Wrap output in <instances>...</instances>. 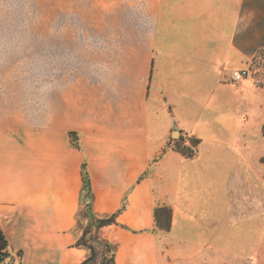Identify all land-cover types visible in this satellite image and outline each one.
Here are the masks:
<instances>
[{"label":"crops","instance_id":"obj_1","mask_svg":"<svg viewBox=\"0 0 264 264\" xmlns=\"http://www.w3.org/2000/svg\"><path fill=\"white\" fill-rule=\"evenodd\" d=\"M115 14L107 39L61 46L40 110L0 95L6 264L86 258L75 245L83 163L93 210L118 212L99 231L117 264H169L171 247L210 245L215 222L243 229L264 87L230 73L264 45V0H117ZM179 135L198 139L192 155L173 147Z\"/></svg>","mask_w":264,"mask_h":264},{"label":"rangeland","instance_id":"obj_2","mask_svg":"<svg viewBox=\"0 0 264 264\" xmlns=\"http://www.w3.org/2000/svg\"><path fill=\"white\" fill-rule=\"evenodd\" d=\"M116 5L117 0H0L1 97L6 96L4 99H9L15 109H22L35 98V109L40 110L45 71L58 68L61 46H91L98 37L107 39L117 24ZM262 132L264 135V127ZM189 138L179 135L173 146H189ZM261 144L258 164L251 166L248 176L245 174L244 191L249 198L245 197L243 229L239 222L238 227L234 223L228 229L215 222L210 245L171 247L169 264H264Z\"/></svg>","mask_w":264,"mask_h":264},{"label":"trees","instance_id":"obj_3","mask_svg":"<svg viewBox=\"0 0 264 264\" xmlns=\"http://www.w3.org/2000/svg\"><path fill=\"white\" fill-rule=\"evenodd\" d=\"M181 138H178L179 140ZM189 146L174 145L175 150L183 155L190 156L198 139L189 138ZM82 190L79 198V206L75 214V229L80 232L75 245L87 251L86 258L79 264H117L115 261L116 244L99 236L102 227L115 224L118 212L110 214H99L92 208V192L85 163L82 164ZM86 198L88 200L86 201ZM166 215V214H165ZM165 226L168 225L167 215ZM11 256L8 248V241L0 229V264H6ZM99 258H101L99 260Z\"/></svg>","mask_w":264,"mask_h":264},{"label":"built area","instance_id":"obj_4","mask_svg":"<svg viewBox=\"0 0 264 264\" xmlns=\"http://www.w3.org/2000/svg\"><path fill=\"white\" fill-rule=\"evenodd\" d=\"M230 80L235 84L249 80L258 88L264 87V45L256 49L241 67L232 69Z\"/></svg>","mask_w":264,"mask_h":264},{"label":"water","instance_id":"obj_5","mask_svg":"<svg viewBox=\"0 0 264 264\" xmlns=\"http://www.w3.org/2000/svg\"><path fill=\"white\" fill-rule=\"evenodd\" d=\"M175 134H177V133H175ZM88 200V198H86V201Z\"/></svg>","mask_w":264,"mask_h":264}]
</instances>
